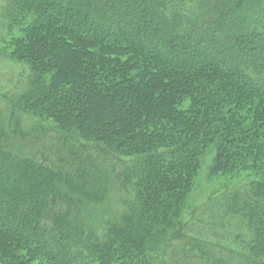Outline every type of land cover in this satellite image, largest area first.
<instances>
[{"label":"trees","instance_id":"obj_1","mask_svg":"<svg viewBox=\"0 0 264 264\" xmlns=\"http://www.w3.org/2000/svg\"><path fill=\"white\" fill-rule=\"evenodd\" d=\"M9 7L26 73L0 116V264H228L164 254L207 155L210 177L248 173L235 195L264 209V0ZM112 178L130 197L100 219ZM255 234L264 253L263 218Z\"/></svg>","mask_w":264,"mask_h":264},{"label":"rangeland","instance_id":"obj_2","mask_svg":"<svg viewBox=\"0 0 264 264\" xmlns=\"http://www.w3.org/2000/svg\"><path fill=\"white\" fill-rule=\"evenodd\" d=\"M11 1L0 0V116L4 119L8 117V98L25 86V81L18 75L21 72L26 73L24 66L18 65L10 56L9 39L17 35L20 25L12 20V17L10 19L7 17L10 15ZM29 123L28 121L25 125L28 126ZM50 135L45 137L46 143L52 144L57 149H63L59 145L60 141ZM14 144H21L20 148L28 152L32 149L30 143H23L21 140H15ZM101 159L98 158L99 162L102 161ZM109 163L114 164L115 171H120L116 161ZM209 163L210 155H207L195 187L186 202L181 218L184 224V237L170 243L164 259L167 263H171L176 259L188 258L191 254H196L195 248L201 247L214 250L219 258L225 259L228 264H262L264 253H262V244L258 242L261 236L255 234V228L262 218L264 220V209L252 210L245 205L244 203L255 202L249 198L250 196L243 198L244 192L235 195V190L239 192L248 189L252 178L248 173L210 177ZM101 164L104 165L103 162ZM112 179L109 192L100 204V219L115 215L123 208L124 201L130 197L124 189L119 188V182L115 178ZM261 203L264 207V202ZM31 264L43 263L36 260Z\"/></svg>","mask_w":264,"mask_h":264}]
</instances>
